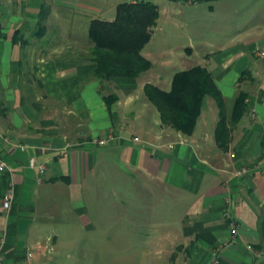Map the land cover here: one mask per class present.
I'll return each instance as SVG.
<instances>
[{"label":"crops","instance_id":"1","mask_svg":"<svg viewBox=\"0 0 264 264\" xmlns=\"http://www.w3.org/2000/svg\"><path fill=\"white\" fill-rule=\"evenodd\" d=\"M123 1L131 0H0V159L9 167L0 169V208L13 196L0 210L4 261L56 264L59 193L68 214L87 223L83 201L100 170L133 183L142 206L154 188L181 203L184 242L171 241L172 264H264V56L256 54L264 51V0H249L253 20L202 61L227 117L237 93L247 96L225 150L213 139L209 96L188 136L160 124L144 97L146 83L167 90L174 72L192 66L185 59L144 45L146 71L93 76L88 21L113 19ZM183 50L191 55L193 46Z\"/></svg>","mask_w":264,"mask_h":264},{"label":"rangeland","instance_id":"2","mask_svg":"<svg viewBox=\"0 0 264 264\" xmlns=\"http://www.w3.org/2000/svg\"><path fill=\"white\" fill-rule=\"evenodd\" d=\"M149 1L158 9L146 50L158 53L165 48L175 63L182 58L192 66L202 65L204 55L235 33L243 21L254 18L249 15L253 9L249 0H204L196 5ZM189 43L191 55L183 50ZM205 98L202 106L206 112L210 98ZM96 175L91 183L95 190L83 201L89 208L87 223L68 214L67 201L59 193V209L64 215L57 228L60 249L56 264H172L171 241L176 245L184 242L182 226L175 221L181 203L171 201L168 190L154 188L143 196L146 206H142L133 183H123L100 170Z\"/></svg>","mask_w":264,"mask_h":264},{"label":"trees","instance_id":"3","mask_svg":"<svg viewBox=\"0 0 264 264\" xmlns=\"http://www.w3.org/2000/svg\"><path fill=\"white\" fill-rule=\"evenodd\" d=\"M157 9L149 0L123 1L115 6L113 19L92 18L88 21L89 56L95 64L93 76L101 79L113 76L133 78L148 69L150 62L143 58L140 49L151 37ZM209 73L205 67L194 65L174 72L167 90L146 83L142 91L157 111L160 124L185 136L196 126L203 96L212 98L217 109L213 139L217 147L225 150L230 127L249 110L245 102L247 96L244 91L237 93L227 117L223 97Z\"/></svg>","mask_w":264,"mask_h":264},{"label":"built area","instance_id":"4","mask_svg":"<svg viewBox=\"0 0 264 264\" xmlns=\"http://www.w3.org/2000/svg\"><path fill=\"white\" fill-rule=\"evenodd\" d=\"M133 2L135 1H138V0H131ZM169 1V0H168ZM172 1H176V2H180L181 4H193V5H196V3H199L201 1H204V0H172ZM207 1V0H206ZM257 56H260L261 58H263L264 56V51L263 52H256ZM134 140H137V138H135ZM0 169L1 170H6V169H9L8 165L6 164L5 161H3L2 159H0ZM41 169V167H40ZM245 172V169L242 168L240 170H237L236 171V174L239 175V176H242V174ZM12 193L10 192L7 196V199L3 202V205L2 207L0 208V210H7L10 205H11V200H12ZM229 228H231L230 230V233H233L234 232V224L233 222L229 223ZM215 261L213 260L212 262H210L209 264H214ZM0 264H7L5 261H4V257H3V250H2V247L0 246Z\"/></svg>","mask_w":264,"mask_h":264}]
</instances>
